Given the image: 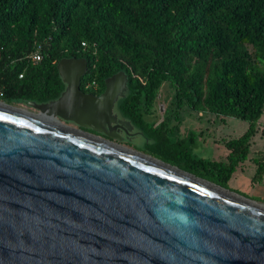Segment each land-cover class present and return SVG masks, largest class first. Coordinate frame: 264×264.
Masks as SVG:
<instances>
[{"label": "water", "instance_id": "water-1", "mask_svg": "<svg viewBox=\"0 0 264 264\" xmlns=\"http://www.w3.org/2000/svg\"><path fill=\"white\" fill-rule=\"evenodd\" d=\"M55 68L56 98L0 100V264H264V204L116 143L121 70L95 95Z\"/></svg>", "mask_w": 264, "mask_h": 264}, {"label": "trees", "instance_id": "trees-1", "mask_svg": "<svg viewBox=\"0 0 264 264\" xmlns=\"http://www.w3.org/2000/svg\"><path fill=\"white\" fill-rule=\"evenodd\" d=\"M34 50L38 60L29 56ZM61 57L85 59L79 87L95 95L121 70L125 91L113 107L153 137L163 119L154 126L148 116L164 83L171 116L185 105L246 121L223 143L225 162L191 161L189 171L200 168L199 177L220 186L258 127L264 134L257 123L264 109V0H0V100L56 98L64 86L55 68ZM254 164L259 177L264 155Z\"/></svg>", "mask_w": 264, "mask_h": 264}, {"label": "rangeland", "instance_id": "rangeland-1", "mask_svg": "<svg viewBox=\"0 0 264 264\" xmlns=\"http://www.w3.org/2000/svg\"><path fill=\"white\" fill-rule=\"evenodd\" d=\"M170 99L171 91L164 83L154 99L152 114L148 116V120L153 122L154 126H158L163 119L158 137H153L131 125L133 130H136L132 138L113 141L190 173L192 172L188 169L193 167L191 161L194 159L225 162L227 153L223 143L227 139L239 136L245 130L247 122L234 117H220L207 112L193 111L185 105L171 116L169 111L164 110L169 106ZM8 104L33 111L26 101H11ZM113 112L116 113L114 107ZM116 115L119 117L117 113ZM65 123L75 126L71 122ZM257 123L260 126L264 125V109ZM87 131L104 137L102 133ZM260 155H264V134L260 133L258 127L250 140L246 157L237 163L225 186L222 187L256 203L264 204V171L261 177L254 176V158ZM192 171H194L192 174L198 173L196 176L204 175L200 168ZM207 177L214 178L208 175Z\"/></svg>", "mask_w": 264, "mask_h": 264}, {"label": "flooded vegetation", "instance_id": "flooded-vegetation-1", "mask_svg": "<svg viewBox=\"0 0 264 264\" xmlns=\"http://www.w3.org/2000/svg\"><path fill=\"white\" fill-rule=\"evenodd\" d=\"M117 118L122 119L121 117H117ZM114 130L117 134L120 135V137H121L120 141L129 140L130 138H132L136 134V130H133L132 126L130 129L125 130L123 127L116 125Z\"/></svg>", "mask_w": 264, "mask_h": 264}, {"label": "built area", "instance_id": "built-area-1", "mask_svg": "<svg viewBox=\"0 0 264 264\" xmlns=\"http://www.w3.org/2000/svg\"><path fill=\"white\" fill-rule=\"evenodd\" d=\"M36 48H38V46H36ZM29 56L31 57V59L33 60H38L39 59V54L37 52V50H34L32 52H30ZM20 76V75H19Z\"/></svg>", "mask_w": 264, "mask_h": 264}, {"label": "crops", "instance_id": "crops-1", "mask_svg": "<svg viewBox=\"0 0 264 264\" xmlns=\"http://www.w3.org/2000/svg\"><path fill=\"white\" fill-rule=\"evenodd\" d=\"M259 177H261V176H259Z\"/></svg>", "mask_w": 264, "mask_h": 264}]
</instances>
